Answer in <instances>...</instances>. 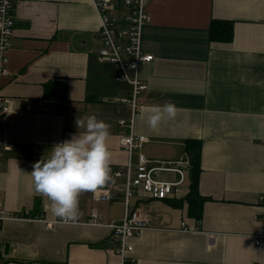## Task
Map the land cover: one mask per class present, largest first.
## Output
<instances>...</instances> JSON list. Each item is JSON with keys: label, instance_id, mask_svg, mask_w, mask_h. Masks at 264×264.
Here are the masks:
<instances>
[{"label": "crops", "instance_id": "obj_1", "mask_svg": "<svg viewBox=\"0 0 264 264\" xmlns=\"http://www.w3.org/2000/svg\"><path fill=\"white\" fill-rule=\"evenodd\" d=\"M12 1L16 25L2 79L12 111L4 139L18 148L4 154L0 202L21 218L0 224V264H120L111 230L84 222L92 211L103 223L123 218L125 179L82 193L80 224L49 228L57 217L30 173L54 145L78 135L77 118L89 114L110 125L111 171L125 169L128 153L119 139L128 129L117 121L128 118V109L111 100L129 88L115 82L113 65L98 59L99 21L90 0ZM147 10L141 49L154 60L139 69L147 89L138 102L142 113L165 102L179 111L156 130L141 113L135 133L147 137L141 153L150 166L174 164L183 181L164 200L140 190L130 200L128 211L144 213L149 229L130 239L135 262L126 264H264V249L253 240L264 234V0H147ZM212 20L232 23L231 42L210 40ZM49 82L66 83L65 101L43 98ZM186 140L201 143L198 186L207 199L199 221L187 215ZM155 177L181 179L172 171ZM108 189L116 198L98 200Z\"/></svg>", "mask_w": 264, "mask_h": 264}, {"label": "built area", "instance_id": "obj_2", "mask_svg": "<svg viewBox=\"0 0 264 264\" xmlns=\"http://www.w3.org/2000/svg\"><path fill=\"white\" fill-rule=\"evenodd\" d=\"M99 21V40L101 47L97 52L99 61L113 65L118 74L115 82L128 86L125 94L111 100L128 109V118L119 119L117 125L127 128L128 134L120 136L119 143L128 153V162L123 170L111 171L113 179L124 178L123 203L125 213L121 220H113L103 223L95 211H92L84 224L88 226H106L111 230L109 240L111 250L120 259V264L134 263L130 256L133 245L130 239L138 237L149 229V218L140 210L128 211V204L140 190L151 199L164 200L168 196L177 193V187L182 183V172L174 164H163L160 167H152L151 160L142 153L143 144L147 137L135 133V122L144 110L139 104V96L147 89L146 83L139 77V69L143 64L154 60L151 54L144 53L141 49L142 31L145 25L151 22L147 10V0H90ZM16 25L14 15V3L12 0H0V170L2 160L7 151L15 150L18 145L4 139L5 118L11 113L12 107L9 98L3 94L2 79L7 75L8 50L10 40ZM134 153H136L134 155ZM187 162V161H186ZM159 171H172L181 176L178 182H163L156 179ZM116 197L108 189L101 192L97 199L110 202ZM259 202L264 203V195L259 197ZM20 216L11 214L3 208L0 202V224L7 220H16ZM79 220L65 223L59 218L47 221V226L52 228L57 224H80ZM184 232L185 224H181ZM254 244L264 249V234L253 236Z\"/></svg>", "mask_w": 264, "mask_h": 264}, {"label": "clouds", "instance_id": "obj_3", "mask_svg": "<svg viewBox=\"0 0 264 264\" xmlns=\"http://www.w3.org/2000/svg\"><path fill=\"white\" fill-rule=\"evenodd\" d=\"M178 111L174 103L165 102L151 106L141 119L146 117L147 127L156 130L162 123L175 119ZM76 124L78 135L54 145L30 173L35 191L50 201L53 215L65 223L80 217L82 193H94L112 180L110 125L95 114L77 118ZM81 128L83 132L79 131Z\"/></svg>", "mask_w": 264, "mask_h": 264}, {"label": "trees", "instance_id": "obj_4", "mask_svg": "<svg viewBox=\"0 0 264 264\" xmlns=\"http://www.w3.org/2000/svg\"><path fill=\"white\" fill-rule=\"evenodd\" d=\"M211 41L222 43L231 42L233 39V25L229 21L212 20L209 26ZM67 85L64 82H49L44 85L43 98L48 101H65ZM185 151L190 159L191 184L185 197L188 217L199 221L202 217L203 205L207 198L199 193L200 153L199 140H186Z\"/></svg>", "mask_w": 264, "mask_h": 264}]
</instances>
